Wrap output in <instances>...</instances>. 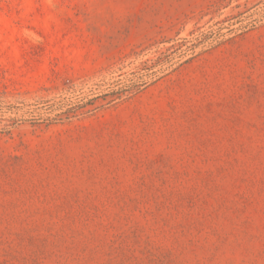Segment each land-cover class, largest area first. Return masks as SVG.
<instances>
[{
	"label": "rangeland",
	"instance_id": "obj_1",
	"mask_svg": "<svg viewBox=\"0 0 264 264\" xmlns=\"http://www.w3.org/2000/svg\"><path fill=\"white\" fill-rule=\"evenodd\" d=\"M0 264H264V0H0Z\"/></svg>",
	"mask_w": 264,
	"mask_h": 264
}]
</instances>
